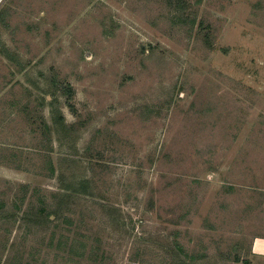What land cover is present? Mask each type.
<instances>
[{
    "label": "rangeland",
    "instance_id": "obj_1",
    "mask_svg": "<svg viewBox=\"0 0 264 264\" xmlns=\"http://www.w3.org/2000/svg\"><path fill=\"white\" fill-rule=\"evenodd\" d=\"M262 232L264 0H0V264H245Z\"/></svg>",
    "mask_w": 264,
    "mask_h": 264
},
{
    "label": "crops",
    "instance_id": "obj_2",
    "mask_svg": "<svg viewBox=\"0 0 264 264\" xmlns=\"http://www.w3.org/2000/svg\"><path fill=\"white\" fill-rule=\"evenodd\" d=\"M250 258L245 263L264 264V232L254 235L250 242Z\"/></svg>",
    "mask_w": 264,
    "mask_h": 264
},
{
    "label": "trees",
    "instance_id": "obj_3",
    "mask_svg": "<svg viewBox=\"0 0 264 264\" xmlns=\"http://www.w3.org/2000/svg\"><path fill=\"white\" fill-rule=\"evenodd\" d=\"M40 213L45 214L46 210L45 209H41ZM46 214L48 215V213H46ZM56 221L59 222V218L58 217L56 218ZM84 246L85 245H81L80 244L78 238H76V237L72 238V245H71V248H70L71 252H72V255H75V256L81 258L82 254H83L82 251H84ZM192 259H194V258L192 257ZM237 261H238V259H237ZM245 264H248V263H245Z\"/></svg>",
    "mask_w": 264,
    "mask_h": 264
}]
</instances>
